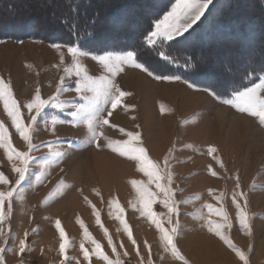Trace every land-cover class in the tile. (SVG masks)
<instances>
[{"label":"rangeland","instance_id":"obj_1","mask_svg":"<svg viewBox=\"0 0 264 264\" xmlns=\"http://www.w3.org/2000/svg\"><path fill=\"white\" fill-rule=\"evenodd\" d=\"M104 1L93 0L91 10L104 5ZM254 1L255 4L253 0H239L241 5L235 7L241 19L247 24L253 23L257 32L250 36L249 32H254L245 30L237 42L251 43L259 58L264 55L258 50L264 46V36H260L264 29H256V23L261 21V5ZM70 2L0 0V82L7 85L5 98L16 101L23 126H29L35 114L24 105L37 92L42 99L55 96L56 102L63 104V110L49 104L29 127L30 142L39 147L30 151L25 179L17 183L18 173L13 168L23 164L15 153L29 152V141L12 125L4 107L5 100L0 99V124L3 125L0 174L4 177L0 181V194L4 195V219L0 226L5 233L0 236V260L3 264H115L117 260L120 264H185V261L187 264H264V125L258 117L222 102L232 98V88L241 84L251 86L242 73L244 68L252 71L253 65L248 64L249 52L226 48L231 43L228 33H232L233 27L228 24L233 17L218 22L217 17L226 10L218 2L207 26H199L195 31L203 44L210 42L211 45L205 54L196 56V62H205L211 69L201 64L194 76L189 74L191 71L184 73L188 69L185 62L179 68L163 62L162 68L158 58L148 55L150 46L144 38L136 52L137 62L143 63L145 70L117 65L109 72L92 55L104 54L108 48L116 53L134 50L136 36L125 30L128 24L122 22L124 9L118 8V17L113 5L103 6L106 12H112L110 16L102 15L107 17L106 30L98 42L105 50L93 53L87 47L90 44L79 41L77 46L91 53L79 57V65L82 75L97 80L102 89L107 80L129 95L121 97L115 108L103 96L99 97L101 115L109 124L96 128L93 122V128L101 135L97 142H90L87 110L93 106L95 93L88 92L85 99L73 88L76 66L64 46L73 43V39L68 36L71 40L56 42L61 47L50 46L55 42L50 40L52 32L57 35L52 23L58 19V11L67 10ZM175 4L176 0L160 19ZM12 5L15 11L34 16L30 21L28 17L12 20ZM140 7L146 9L143 3L131 8ZM252 9L255 10L253 17L248 14ZM123 42L130 46L121 48L118 44ZM221 65L224 68H219ZM225 65L234 70L223 74ZM166 70H177V73L165 74ZM159 75L180 78L156 79ZM258 75L251 79L258 82ZM62 79L64 88L58 91ZM208 87L214 88L218 95L204 91ZM77 106H83L85 112L78 113L74 119L70 113ZM53 117L56 124L52 123ZM128 132L138 134V139L131 143L144 148L151 162L143 163L145 171L139 170L140 161L129 158L136 153L121 155L113 150L118 142L130 140ZM209 148L215 151L209 154ZM57 152L63 155L56 156ZM152 164L160 166L157 174L162 187L159 189L157 181L147 174L156 172ZM165 188L171 200L179 202L181 231L174 242L183 260L172 254L171 247L165 249L153 217L141 211L144 202H148L155 219L170 230L167 209L161 203ZM9 191H13L11 200L7 197ZM240 192L244 195L238 197V202L240 210L247 215L248 229L239 223L233 204V194ZM57 221L64 232L63 239L56 228ZM215 224L226 225L221 232L235 248L209 231ZM21 239L25 240L24 253H19ZM109 239L115 251L109 246ZM61 243L65 244L63 254ZM96 244L100 245L99 249ZM236 249L243 254V259L236 254ZM85 251L88 259L84 258ZM102 256H107L108 261Z\"/></svg>","mask_w":264,"mask_h":264},{"label":"snow or ice","instance_id":"obj_2","mask_svg":"<svg viewBox=\"0 0 264 264\" xmlns=\"http://www.w3.org/2000/svg\"><path fill=\"white\" fill-rule=\"evenodd\" d=\"M215 7L214 0H176V4L172 7V10L167 12L162 19L157 20L154 25V30L150 31L146 37V43L148 46L155 47L157 44L160 43H176L178 37H183L186 32H188L189 29L193 27V25L197 24L198 21L201 20L202 17H205L206 12L210 13L211 8ZM225 7H231V0H226ZM100 19V12H95L87 21V23L80 28L78 32L75 33L73 37V43L64 45L67 47L68 53L71 55L73 64L76 66V77L77 79L73 81V88L78 96H83L85 99L87 98L88 92L95 93L93 97V106L91 109L87 110V122L88 126L91 132V135L89 137L90 142H97L100 139L99 133L95 131L93 128V122H95V127L99 128L103 125L109 124V121L107 119H103L101 112L103 111L99 107V97L103 96L105 101H108L111 103L112 107L115 108L117 104L120 101V98L126 95H129V93H126L122 91L115 83H109L107 80L104 81L103 89L101 88V85L98 83L97 80L89 77L86 74L82 75L83 69L79 65L78 58L81 56H89L91 53L87 50H83L82 48L78 47L77 44L80 40L84 39L87 36H94L95 30L97 28V25L99 23ZM227 17L223 15V12L219 14L217 17L218 22L223 23ZM2 42V41H0ZM22 43V41H19ZM51 47H61L62 45L59 43H52L50 45ZM162 56H165L166 54L161 53ZM138 53L134 50H127L122 51L120 53H116L110 50H106L104 54H98V55H92V59L95 61H98L99 64L103 65L105 69H107L109 72H111L117 65H128L131 67H135L141 70H145L143 63L137 62ZM201 60H203V57H201ZM248 64L253 65L252 71L245 74V78L248 79L251 83V86H248L247 84H241L237 88L231 89V99H224L222 102L229 104L235 108H237L240 112L247 113L252 117H258L259 122L261 125H264V55H259L255 50H250L248 55ZM185 67L188 68L190 71L194 72L196 71V66L194 63H191L190 61H185ZM226 72L223 74H227L228 72H232L233 69L229 67L228 65H225ZM66 71H70V69H66ZM256 73H259V75L256 77L258 82L253 81L251 77L255 75ZM152 75V73H149ZM156 79H164V80H173V79H179V76L176 75H159L155 76ZM7 88V85H4L2 82H0V99H4V107L7 111L8 115L11 117L12 125L17 129L20 136L25 140L29 141L28 148L29 152H16L15 155L18 159L21 160L23 166L22 167H14L13 171L18 173V180L17 183H20V181H23L25 179V175L28 171L27 164H28V158L30 156V151L32 149L38 148L39 146L36 144H33L30 142L29 137V127L32 123H34L37 120V117L39 114L43 111L45 107H47L49 104L53 108H59L63 110V104L56 102V97L53 96L49 99H42L39 92L34 96V98L27 102L24 107H26L30 113H34L31 116V121L29 123V126H23L20 122V112L17 107L15 100H9L8 98H5L4 92ZM64 83L63 79L61 84L58 86V91L63 90ZM204 91L208 92L209 95L217 96L218 93L214 90L212 87L205 88ZM226 89V94H227ZM9 103H11V110H9ZM85 112V109L83 106H77L75 111H72L70 115L75 119L78 116V113ZM111 115V113H109ZM52 123L56 124V118H52ZM121 132H124L123 129H121ZM3 134V125L0 124V137H2ZM127 136L130 137V140H126L123 142H118L116 145V148H114V151H119L121 155H125L127 153H136V155H132L129 158L134 159L137 161H140L141 164L138 165V168L140 171H145L144 167L142 166L143 163H151L148 161V158L145 153V149L142 147H137L131 143V140L138 139V134L128 132L126 133ZM2 142V141H0ZM96 146L99 148L101 145L99 143H96ZM214 148H209V154L214 152ZM56 156H61L63 153L57 152L55 153ZM164 166L167 168L169 166V162L167 157L164 161ZM152 167L156 170V172H148L147 174L150 176V178H154L157 183L156 187L159 189L161 188V184L159 183L160 176L157 174L160 170V166L158 164H152ZM4 177L2 174H0V181H3ZM133 184H135V181H132ZM239 187V183H237V188ZM165 199L161 202L162 206L167 209V222L171 226L170 230L165 229L162 227L161 223L155 219V213H153L148 205V202H144V208L141 210L142 214H145V211L149 216L153 217V223L156 225V228L159 232L162 233L160 236L161 241L164 242L165 249L171 247L172 254L174 256H177L179 259L183 260L184 257L179 255V252L175 246V238L178 237L180 231H181V224L179 222V215L181 214L179 211V202H174L171 200L169 196V190L163 189ZM150 197L152 194H148ZM243 193H234L233 194V204L237 208V217L239 219V223L244 229H248V223H247V215L244 211L240 210V204L238 202V197L242 198ZM7 197L9 200L13 197V191H9L7 193ZM143 202V197L141 198ZM4 206V195L0 194V221H3L4 219V213L2 211V208ZM9 209L11 208V205L9 204ZM221 214H223V209L219 210ZM175 217V219H174ZM225 219H227L225 215ZM97 222L99 223V218H97ZM83 227V225H81ZM225 224H215L212 227H209V231H214L217 236H219L222 240H224L225 243H229L230 241L226 236L223 235L221 232V229L225 227ZM230 227V225H227ZM56 228L58 230L61 229L60 222H56ZM127 231V227L125 229ZM4 229L2 226H0V236H4ZM27 235V233H25ZM60 236L61 239L64 238V232L63 230H60ZM129 238L131 239V235H129ZM95 244L96 242L93 241ZM132 243L135 245V240L132 241ZM145 245L147 246V242H145ZM109 246L113 248V251H115V245L112 244L111 240L109 239ZM231 247L235 248V245H231ZM19 253H24L25 248V240L21 239L19 241ZM96 248L99 249L100 245L96 244ZM65 250V244H60V252L61 254L64 253ZM126 254V253H125ZM137 254H139L137 252ZM236 254L240 256L241 259H243V254L236 249ZM88 252H84V258L88 259ZM102 258L105 261H108L107 256H102ZM0 264H3V261L0 260ZM115 264H120V262L117 260ZM185 264L187 262L185 261Z\"/></svg>","mask_w":264,"mask_h":264},{"label":"trees","instance_id":"obj_3","mask_svg":"<svg viewBox=\"0 0 264 264\" xmlns=\"http://www.w3.org/2000/svg\"><path fill=\"white\" fill-rule=\"evenodd\" d=\"M69 7L65 11H58L57 17L58 19L56 22L54 21L52 23V29L57 32V35H53L52 32V38L50 40L55 41V42H66L68 40H71L70 38L73 39L74 35L76 32L80 30L82 26H84L89 18L97 11L100 12V19L99 23L97 25V28L95 30V35L94 36H87L84 39L80 40L81 42L85 44H90V46H87L90 48V50L93 53H101L105 49L102 48V45L98 42L99 41V36L101 35L102 32L106 30V27L104 26L106 23V16L103 17V13L108 14L109 16L112 15V12H106L104 10V7H112L114 6L113 9L116 10L115 13L118 12L119 9H124V15H123V20L122 22L125 24H128V27L125 28V30H129L130 32H133V34L136 36L135 41L133 43L134 50L137 51V46L140 45L146 35L150 32L151 27L153 24L160 19V17L167 11L169 6L175 1V0H105L104 5H101L98 7L93 8L91 10V6H94L93 0H89L88 3H83V0H70ZM239 0H231V7L226 8L225 7V2L226 0H214L215 7L217 6L218 2L222 3L224 6V16L229 17L232 16L233 18L230 19V22L228 25L230 27H233L232 33L229 32L228 36L231 38L229 41L230 45H226L227 49L233 50L236 49L239 52H249L251 49V43H246L244 44H239L237 41H240L239 36L245 32V30L253 31L249 32L250 36L256 34V30L253 29L252 25L253 23L248 24L241 19V14H237L235 7L240 6L241 4L238 2ZM260 2L261 5V11H259V14L261 17L260 22L256 23V29H264V0H256V3ZM139 3H143L145 8H137L136 10H133L131 7L138 5ZM253 3L255 4V1L253 0ZM245 6L248 4L245 3ZM104 6V7H103ZM12 11L13 14H10V17L12 20H20L23 19L24 17H28V20L30 21L31 18L34 15H31L29 13L23 15L24 12L20 11H15L13 9ZM211 12L208 13L206 12L205 17H202L200 21L197 22L183 37L177 38L176 43H171L169 42L168 44L161 45L157 44L155 47H147V52L148 55L152 58H158L159 59V64L163 68V62L169 63L170 67H173L172 65H176L177 68L180 66H184L185 61H190L191 63H194L196 66V71L190 72L189 69H186L184 73L190 72L189 74L191 75H197L198 72V67L201 64H205L207 69H211L209 66L202 61L196 62V56L200 54H205V52L210 50V42L206 45L203 44L204 42H201L198 37L195 35V31L199 29V26H207L209 16H211V13L214 10V7L210 6ZM10 11V10H9ZM92 11V12H91ZM110 11V10H108ZM254 9H252L251 12L248 14H251V17H253L254 14ZM119 13V12H118ZM8 15V14H7ZM21 17V18H20ZM120 17V13L119 16ZM10 19V20H11ZM13 22V21H11ZM139 24H135L138 23ZM28 26V25H27ZM32 27H30L31 29ZM208 30V29H207ZM206 30V31H207ZM35 31V30H34ZM31 30L30 32H34ZM121 32V31H120ZM122 33V32H121ZM252 33V34H251ZM70 38H69V37ZM260 36H264V33ZM125 39V38H124ZM125 41V40H124ZM98 42V44H97ZM104 44V43H103ZM198 44H203L202 47L197 46ZM228 44V43H227ZM118 45H121V48H126L130 45H128L126 42L119 43ZM132 46V45H131ZM108 50H111L108 48ZM262 53L264 52V46H260L258 48ZM161 53L166 54L165 56H162ZM219 68H224L223 65L219 66ZM234 70V68H233ZM249 70L247 68H244L242 73L243 76H245L246 73H248ZM177 73V70H171L168 71L166 70L165 74H174ZM183 75V73H182ZM238 83L237 81H235Z\"/></svg>","mask_w":264,"mask_h":264},{"label":"bare ground","instance_id":"obj_4","mask_svg":"<svg viewBox=\"0 0 264 264\" xmlns=\"http://www.w3.org/2000/svg\"><path fill=\"white\" fill-rule=\"evenodd\" d=\"M225 110V109H224ZM223 109L221 111H224Z\"/></svg>","mask_w":264,"mask_h":264}]
</instances>
